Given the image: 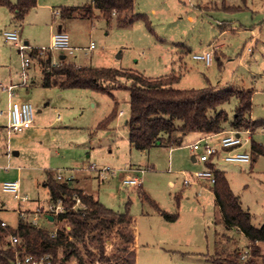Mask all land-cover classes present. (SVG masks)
Returning <instances> with one entry per match:
<instances>
[{
    "label": "rangeland",
    "instance_id": "374dc122",
    "mask_svg": "<svg viewBox=\"0 0 264 264\" xmlns=\"http://www.w3.org/2000/svg\"><path fill=\"white\" fill-rule=\"evenodd\" d=\"M90 1L38 0L24 19L16 22L10 10L0 5V84L4 85L0 87V111H6L9 100L30 101L38 126L32 133H8L7 116L0 114L2 217L16 227L20 212L27 218L33 214L21 208L40 199L46 203L37 209L41 215L39 225L47 224L42 215L49 210L46 205L49 190L43 184L46 171L59 170L70 176L82 166L95 163L112 170L106 171L104 178L98 169L89 170L91 193L119 212H124L129 203L136 221L135 264H211L209 256L215 253L219 237L226 231L235 237L242 252L247 250V236L237 229H226L219 218L213 192L209 188L201 189L195 182L184 184L183 171L190 175L198 170L189 167L191 158L186 138L173 149L155 145L138 150L131 145L127 126L130 80L122 78L119 83H109L119 101L118 110L123 109L125 114L118 115L109 127L100 128L99 123L114 107L113 98L88 88L43 87L38 72L33 76L35 84L22 83L23 55L29 53V48L20 52L19 45L8 40L4 32L15 29L31 47L47 48L53 32L63 24L74 50L73 53L56 50L55 54L51 50L53 64L60 61V54H65L78 64L122 68L152 78L178 74L180 79L175 84L178 88L214 85L250 90L253 92L251 117L264 120V0H136L135 13L145 14L151 28L143 19L127 26L114 20L107 22L100 11H95L92 18L66 20L57 13L61 6ZM92 41L95 47L88 49ZM206 49L214 53L211 65L192 56ZM34 66L42 72L37 59ZM9 85H14L13 89L9 90ZM237 105L238 99L233 96L219 108L232 117ZM197 134L188 132L184 137ZM248 135L246 147L250 150L253 141L264 144V126L244 134ZM8 145L10 154H7ZM227 164L220 160L217 166L223 170ZM134 167L144 169L141 187L123 184V179L135 172ZM227 176L234 192L249 207L253 224H264V155L241 170L228 169ZM14 178H19L20 196H28L30 201L23 200L20 205L13 193L1 189V182ZM142 191L149 198H144ZM153 202L170 213L179 212V218L167 220ZM58 227L61 223L56 222L53 229ZM260 245L264 251V243ZM62 254L60 250L58 256ZM90 259L79 248L77 256L61 264H95Z\"/></svg>",
    "mask_w": 264,
    "mask_h": 264
},
{
    "label": "trees",
    "instance_id": "16d2710c",
    "mask_svg": "<svg viewBox=\"0 0 264 264\" xmlns=\"http://www.w3.org/2000/svg\"><path fill=\"white\" fill-rule=\"evenodd\" d=\"M37 0H0L6 6L13 21H22ZM136 0H92L83 5H64L59 14L66 20L73 17L92 18L95 11H100L107 22L116 21L121 26L143 19L151 25L147 16L135 13ZM33 57L42 65L43 87L88 88L109 94L114 100L111 113L99 123L100 128H107L119 114V101L112 92L109 83H119L122 78L131 81L127 85L130 92V117L127 121L129 140L138 150H148L155 145L167 147L180 146L188 132L213 134L226 129H250L252 132L264 126V120L251 117L253 92L233 90L208 85L200 88H178L175 84L180 75L170 74L159 77H147L141 73L122 68L84 65L79 66L67 57L60 58L53 64L50 49L45 52L34 48ZM233 96L238 105L231 117L219 106ZM252 161L264 155V144L253 141L251 144ZM214 168L216 182L212 185L219 218L226 229L243 232L248 240V255L243 257L235 237L227 231L219 237L217 249L209 256L211 264H264V224L256 226L252 214L246 209L228 180L223 170L215 168V163H208ZM53 170L47 171L45 186L49 189L51 202L63 203L65 211L58 215L44 216L47 224L37 225L29 218L19 216L16 227L3 225L1 213L3 203L0 198V264H12L17 251L20 255L32 254L37 258L49 253L58 261L60 250L62 259L79 254L82 248L95 264H135L136 261V221L130 213L129 203L124 212L106 206L93 193L72 183L73 178H59ZM63 176V175H62ZM142 196L149 198L143 191ZM80 205L71 209L77 199ZM156 210L167 220L175 221L179 212L169 213L153 202ZM56 222L61 223L58 230H66L71 239H64L54 233ZM53 226V227H52ZM16 235L20 244L15 246L11 237ZM23 246V251L19 248ZM19 249V250H18ZM21 250V251H20ZM82 264H85L82 262Z\"/></svg>",
    "mask_w": 264,
    "mask_h": 264
},
{
    "label": "built area",
    "instance_id": "2783aa9c",
    "mask_svg": "<svg viewBox=\"0 0 264 264\" xmlns=\"http://www.w3.org/2000/svg\"><path fill=\"white\" fill-rule=\"evenodd\" d=\"M59 13V11H57ZM5 36L8 40H12L19 45V51H24L29 48V45L24 43L17 30H6ZM95 47V43L92 41L88 46V49ZM50 49L54 50H67L69 53H73L74 47L71 43V36L69 32L63 29L55 31L52 35V41ZM43 50V49H42ZM44 51V50H43ZM193 58L198 60H204L207 65L213 64L214 53L210 49H206L200 53H194ZM32 58L30 55H23V71L22 76L24 82L28 79V68L31 65ZM0 87L4 88V85L1 83ZM14 85H9L7 88L9 90L13 89ZM124 111L120 110L119 114H123ZM35 117V108L30 101H12L9 107V124H8V133L12 131H22L31 127L34 123ZM252 131L249 129H229L219 133L206 134L202 138L196 140L191 144L193 151L197 152V160L204 164V167L198 170H195L187 175L184 179L186 185L192 183H197L199 181L207 182L208 184L213 185L216 182L214 168L210 167L208 163H216L218 160L222 159L229 162L235 163H250L252 161V152L249 148L246 147V144L250 136H244V134H249ZM218 136L217 138H215ZM90 169H98L100 171V176L105 177V172L112 170L109 166H100L95 163L90 164ZM135 172L127 175L123 179V184L126 186L141 187L142 186V172L143 168H133ZM59 178H62V174H59ZM1 189L4 192H10L15 195L17 199H27L28 196H20V181L19 180H5L1 183ZM80 205V199L78 198L76 203L72 206L71 209H77ZM49 210L42 214L43 216L47 215H58L59 213L65 211L66 207L63 203L59 202L57 204L51 203L49 205ZM33 213L29 220L39 225L41 220V215L39 213ZM22 217H25L24 212H20ZM27 218V217H26ZM3 225H7L6 221L2 222ZM54 233H59L64 239H71L70 235L66 230H54ZM11 242L13 245L18 246L20 244V239L18 236L13 235L11 237ZM23 251V246H19ZM19 250V249H18ZM20 250V251H21ZM248 249L242 252L243 257L248 255ZM58 261L55 260L53 255L47 253L41 258H37L32 254L20 255L17 251L15 261L12 264H61L63 261L62 257L58 256Z\"/></svg>",
    "mask_w": 264,
    "mask_h": 264
},
{
    "label": "crops",
    "instance_id": "0c3cea01",
    "mask_svg": "<svg viewBox=\"0 0 264 264\" xmlns=\"http://www.w3.org/2000/svg\"><path fill=\"white\" fill-rule=\"evenodd\" d=\"M37 4H38V0H37ZM36 4V5H37ZM60 10V8L58 9V11ZM64 25L63 24H60V26H59V28H58V30L59 29H63V30H66L64 27H63ZM12 30V29H11ZM67 31V30H66ZM55 32V31H54ZM53 32V33H54ZM68 32V31H67ZM53 35V34H52ZM51 41H52V37H51ZM24 43H26L27 45H29V53L27 54V55H30L31 56V58H32V62H31V65L29 66V68H28V78H29V80L27 79L25 82H22V83H24V84H26L27 86H31L32 84H35L36 82L33 80V76L36 74V72H38V74H40V81H41V78H42V72H41V70H39L38 69V67H35L34 66V63H35V58L33 57V55L31 54V52H32V50L35 48V47H31L30 46V42L28 41V40H25V41H23ZM51 45V44H50ZM74 47V46H73ZM75 47H77V46H75ZM28 49V48H27ZM38 49H40V50H42V52H45V51H47L48 49H50V46L49 47H47V48H44V47H42V48H38ZM50 50H53V52L54 51H56V50H54V49H50ZM194 53H200V52H194ZM193 53V54H194ZM54 54H55V52H54ZM65 56V57H67V55H65V54H60L59 55V57L58 58H62V56ZM193 56V55H192ZM55 58H56V56H54ZM68 58V57H67ZM76 63V62H75ZM77 65H79V66H84V65H82V64H78V63H76ZM40 81H39V83H40ZM17 85V84H16ZM13 95L14 94H12L11 95V97H13ZM12 101H15V100H12ZM11 100H9V102H8V108L6 109V111H0V114H6V116H7V127H8V124H9V107H10V104H11V102H12ZM121 110H123V109H121ZM120 111V110H119ZM124 111V110H123ZM125 114V111H124V113L123 114H118V115H124ZM38 126H36V122L34 121V123H33V125L31 126V127H29V128H27V129H24V130H22V131H26V132H28V133H32L36 128H37ZM206 134H202V133H200V132H198V134L197 135H193V136H191V137H189V136H186V137H184V138H186V140H187V143L185 144V145H187V147H189V149H190V158H191V163H190V169H201V168H203L204 167V164L203 163H201L200 161H198L197 160V152H195V151H193V149H192V147H191V144L192 143H194L196 140H198V139H200V138H202L203 136H205ZM218 136H216L215 138H217ZM164 146V145H163ZM8 147V150H7V154H10L11 153V150H10V148H9V145L7 146ZM175 147V146H174ZM174 147H170V149H173ZM9 150H10V153H9ZM220 160H222V159H220ZM220 160H218L216 163H215V168L216 169H219L218 168V166H217V163L220 161ZM225 161V160H224ZM226 162H228L229 164H227V165H225L223 168V171H225L226 172V174H227V170L228 169H232V167L233 168H236V169H243L244 168V166H246V165H251L252 164V162L253 161H251L250 163H235V162H229V161H226ZM234 165V166H233ZM89 166H90V164L87 166V165H84V166H82L81 168H79L80 169V171H77L74 175H73V173L70 175V176H65L61 171H54V172H56L57 174H62L63 175V177L64 178H73V180H72V183L73 184H77V185H79V186H81L82 188H84L86 191H88V192H90L91 193V191H90V181L92 180V175L89 173L90 171V168H89ZM231 167V168H230ZM139 168H141V167H139ZM219 170H221V169H219ZM183 173L187 176V175H189V173H188V171H183ZM228 177V176H227ZM46 178H47V171H46V176H45V179H44V186H45V180H46ZM12 180H19V178H14V179H12ZM99 180H100V178H99ZM228 180H229V178H228ZM101 181V180H100ZM202 182L203 181H199V182H197L196 184H198V186L201 188V189H207V188H209L212 192H213V190H212V185L211 184H208L207 182H203V183H207L208 185H209V187L208 186H205L204 184H202ZM230 182V181H229ZM2 183V182H1ZM185 184V183H184ZM46 187V186H45ZM47 188V187H46ZM49 190V189H48ZM234 191V190H233ZM144 192V191H143ZM145 193V192H144ZM146 194V193H145ZM49 195H50V192H49ZM147 195V194H146ZM213 195H214V198H215V194H214V192H213ZM237 195H239V194H237ZM239 197H240V200H241V202H242V205L246 208V209H248L249 211H250V209H249V207H247V206H245L244 204H243V201H242V199H241V196L239 195ZM19 200V203H20V205L22 204V202H23V200H29L30 201V199L29 198H27V199H18ZM32 200V199H31ZM35 202L30 206V205H27L26 207H24V208H21V207H19V208H21L22 210H31L32 211V213H34L35 211H37V209L39 208V207H44L43 206V204L44 203H46V202H44V201H42V200H40V199H37V200H34ZM52 202H51V199L49 198L48 200H47V208L49 207V205L51 204ZM163 210H165V209H163ZM165 211H167V210H165ZM168 212V211H167ZM251 212V211H250ZM170 213V212H169ZM252 214V213H251ZM263 225V224H262Z\"/></svg>",
    "mask_w": 264,
    "mask_h": 264
},
{
    "label": "water",
    "instance_id": "95a60500",
    "mask_svg": "<svg viewBox=\"0 0 264 264\" xmlns=\"http://www.w3.org/2000/svg\"><path fill=\"white\" fill-rule=\"evenodd\" d=\"M65 57L64 55L62 56V58ZM47 217H49L51 220H53V216L52 215H47Z\"/></svg>",
    "mask_w": 264,
    "mask_h": 264
}]
</instances>
